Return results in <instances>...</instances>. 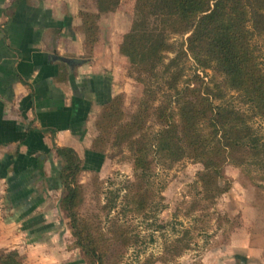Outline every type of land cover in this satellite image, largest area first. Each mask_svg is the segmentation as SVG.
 <instances>
[{"label":"trees","instance_id":"1","mask_svg":"<svg viewBox=\"0 0 264 264\" xmlns=\"http://www.w3.org/2000/svg\"><path fill=\"white\" fill-rule=\"evenodd\" d=\"M92 3L97 12L80 13L89 53L99 45L101 15L113 12L121 0ZM176 34L188 36L175 46L170 40ZM258 36H264V0H135L131 27L118 45L122 68L128 65V76L142 86L135 110L126 113L123 95L105 103L86 165L74 149H56L63 162L59 208L66 213L75 247L90 264H119L121 255L108 257L107 250L130 242L123 227L114 224L110 239L101 224L81 213L79 177L85 169L100 170L109 142L127 148L133 161L135 176L125 189V213L147 210L155 197L151 177L156 166L171 169L184 158L192 159L203 165L198 179L208 186L226 164L240 168L264 164V141L250 124L253 117L264 121V70L254 43ZM169 52L175 56L166 62ZM188 58L197 71L211 70L221 82L213 78L212 87L197 73L185 81ZM228 94H237L247 110L226 100ZM227 189L215 188L218 195ZM116 205L114 200L103 209L109 215ZM0 264L25 263L10 250L0 251Z\"/></svg>","mask_w":264,"mask_h":264},{"label":"crops","instance_id":"2","mask_svg":"<svg viewBox=\"0 0 264 264\" xmlns=\"http://www.w3.org/2000/svg\"><path fill=\"white\" fill-rule=\"evenodd\" d=\"M82 11L97 9L92 0H0V251H17L25 264L67 260L56 149L84 162L123 65L122 36L117 68L103 67L99 45L87 51Z\"/></svg>","mask_w":264,"mask_h":264},{"label":"rangeland","instance_id":"3","mask_svg":"<svg viewBox=\"0 0 264 264\" xmlns=\"http://www.w3.org/2000/svg\"><path fill=\"white\" fill-rule=\"evenodd\" d=\"M134 5L135 0H121L117 9L100 17L102 50L96 56H104L105 68H117L113 65L118 59L117 42L131 27ZM187 36L172 35L170 41L177 46ZM254 43L264 70V36L255 37ZM174 56L173 52L167 53L166 62ZM185 66V81L193 73L200 74L212 87L213 78L219 83L222 80L211 70L197 71L192 58L186 60ZM127 71L128 65H124L116 76L114 91L115 96H124V109L129 113L137 106L142 86ZM228 99L242 111L247 110L237 94H228ZM250 124L264 141V121L253 117ZM83 160L86 165L87 154ZM202 171L203 165L189 158L171 169L156 166L151 177L155 197L148 202L147 210L125 213V189L135 176L133 161L127 148L120 149L109 142L100 170L85 169L79 177L84 196L81 213L101 224L110 239L109 230L114 224L126 230L129 245H110L107 250L108 257L121 255L119 264H264V164L245 168L226 164L208 186L198 179ZM218 186L228 189L218 195ZM114 200L117 207L107 215L103 207H109ZM96 215L100 219L93 218ZM68 239L64 264H90L84 252L75 247L73 236Z\"/></svg>","mask_w":264,"mask_h":264},{"label":"water","instance_id":"4","mask_svg":"<svg viewBox=\"0 0 264 264\" xmlns=\"http://www.w3.org/2000/svg\"><path fill=\"white\" fill-rule=\"evenodd\" d=\"M66 62L68 64L72 65V63L73 64H80L82 61L81 60H69V59H67Z\"/></svg>","mask_w":264,"mask_h":264}]
</instances>
